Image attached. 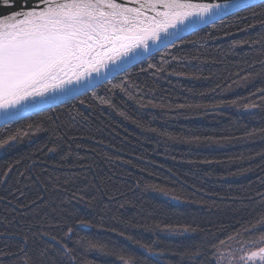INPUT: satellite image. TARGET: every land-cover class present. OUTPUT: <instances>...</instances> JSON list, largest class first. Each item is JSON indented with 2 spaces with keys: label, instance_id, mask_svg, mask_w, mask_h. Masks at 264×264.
<instances>
[{
  "label": "trees",
  "instance_id": "trees-1",
  "mask_svg": "<svg viewBox=\"0 0 264 264\" xmlns=\"http://www.w3.org/2000/svg\"><path fill=\"white\" fill-rule=\"evenodd\" d=\"M261 22L241 9L1 125L0 264H217L263 237Z\"/></svg>",
  "mask_w": 264,
  "mask_h": 264
},
{
  "label": "snow or ice",
  "instance_id": "snow-or-ice-1",
  "mask_svg": "<svg viewBox=\"0 0 264 264\" xmlns=\"http://www.w3.org/2000/svg\"><path fill=\"white\" fill-rule=\"evenodd\" d=\"M256 6L264 7V0H0V8L14 9L0 12V113L12 119L22 110H39L58 95L74 96L82 85L93 87V74L100 77L112 68L126 72L123 65L141 62V53L147 54L152 45L163 51L183 42L181 26L213 22ZM72 231L69 227L68 233ZM251 247L239 264H264V238ZM72 251L64 247L69 257ZM19 252L22 264H32L23 246Z\"/></svg>",
  "mask_w": 264,
  "mask_h": 264
},
{
  "label": "water",
  "instance_id": "water-1",
  "mask_svg": "<svg viewBox=\"0 0 264 264\" xmlns=\"http://www.w3.org/2000/svg\"><path fill=\"white\" fill-rule=\"evenodd\" d=\"M192 2L193 3H218V4L229 3V4H232V3L239 2V0H192ZM255 2L257 4V3H259V0H255ZM241 9H244V8L237 9V10H235V12L239 11ZM13 10L14 9H2V8H0V12H5V13L13 11ZM218 20H221V19H215L213 22H208V23L197 22L194 25L189 26V27L181 26L180 29H179V34L184 38V37L190 35L191 33H194L197 30H199L201 28H204L207 25H210V24H212V23H214V22H216ZM159 47H160L159 44L152 45L150 50H149V52L147 54L141 53V56H140L139 59L141 61L146 59L147 57H149L153 53L157 52L158 51L157 49ZM135 64H137V63L136 62H126L125 65H123V67H126V69H128V68L132 67ZM122 72L123 71H119L118 68H112L106 74L102 73V75L100 77H96L95 74H93V79L91 81V84L93 85L92 88H88L87 84H85V85H82L81 87H79L76 90V94L74 96H73V94L58 95L56 100H49V101H47V102H45L43 104H40L38 106L39 110H37V111L33 112V111H24V110H22L21 114L19 116L15 117V118H12V119H6L5 116L3 115V113H0V126L4 125V124H7V123H10L12 121L18 120V119L27 117L29 115L35 114L37 112L46 110L48 108L57 106V105L62 104L64 102H66V101H69V100H71V99H73V98H75L77 96H80V95H82V94L94 89L95 87L99 86L100 84L106 82L107 80L111 79L112 77H114V76H116V75H118V74H120Z\"/></svg>",
  "mask_w": 264,
  "mask_h": 264
},
{
  "label": "rangeland",
  "instance_id": "rangeland-1",
  "mask_svg": "<svg viewBox=\"0 0 264 264\" xmlns=\"http://www.w3.org/2000/svg\"><path fill=\"white\" fill-rule=\"evenodd\" d=\"M263 237L252 241L232 239L222 245L216 255L217 264H239L238 258L245 254V251L254 250L252 244L260 241ZM243 249V250H242Z\"/></svg>",
  "mask_w": 264,
  "mask_h": 264
}]
</instances>
